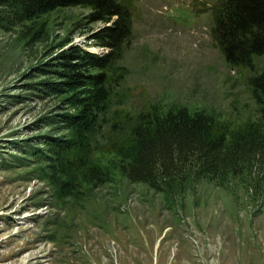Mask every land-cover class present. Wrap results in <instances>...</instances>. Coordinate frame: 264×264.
<instances>
[{
  "label": "rangeland",
  "instance_id": "obj_1",
  "mask_svg": "<svg viewBox=\"0 0 264 264\" xmlns=\"http://www.w3.org/2000/svg\"><path fill=\"white\" fill-rule=\"evenodd\" d=\"M221 1L128 0L131 31L108 48L82 6L0 28V264H264L263 160L160 191L119 170L134 129L172 109L210 116L228 140L264 128L249 86L264 57L225 61L211 35ZM84 52L109 58L82 69L104 73L108 100L81 140L65 121L72 93L49 88Z\"/></svg>",
  "mask_w": 264,
  "mask_h": 264
},
{
  "label": "trees",
  "instance_id": "obj_2",
  "mask_svg": "<svg viewBox=\"0 0 264 264\" xmlns=\"http://www.w3.org/2000/svg\"><path fill=\"white\" fill-rule=\"evenodd\" d=\"M71 6L90 9L91 20L105 24L94 35L102 47H114L131 31L128 0H0V28L34 21L55 9ZM212 20L211 35L227 63L239 66L264 57V0H223L213 8ZM75 56L80 61L62 62L65 69L60 75L64 80L50 83L49 89L72 93L69 102L77 113L65 121L82 140L81 135L96 126L108 100L104 73H83L82 69L103 70L109 58L89 53ZM249 86L252 98L264 111V71L254 72ZM133 143L127 160L119 165L120 172L132 182L145 183L159 191L183 185L193 170L198 177L224 176L237 174L244 163L259 159L264 162V128L251 129L228 140L216 133L210 116L185 107L156 116L149 128H135ZM67 144L48 143V148L59 155L71 150ZM87 173L99 183L107 179L98 167Z\"/></svg>",
  "mask_w": 264,
  "mask_h": 264
}]
</instances>
